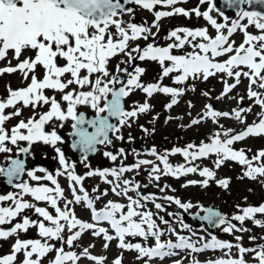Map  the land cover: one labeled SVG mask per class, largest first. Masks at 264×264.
Listing matches in <instances>:
<instances>
[{
	"label": "snow or ice",
	"instance_id": "1",
	"mask_svg": "<svg viewBox=\"0 0 264 264\" xmlns=\"http://www.w3.org/2000/svg\"><path fill=\"white\" fill-rule=\"evenodd\" d=\"M187 0H0V61H7V66H0V76L4 74L19 73L23 80L28 81L26 86L12 89L7 86V98L0 99V153L9 154L13 149L8 145L18 146L19 142H27L29 146L42 142L55 147L62 143L61 136L53 128L46 130L50 122L72 121V133L75 137L73 149H78L87 160L90 153L97 151L98 145H111L112 136L123 140L122 129L131 127L139 114L150 109L147 100L142 104L133 106L130 110L125 108L124 100L136 89L142 90L151 98L154 93H163L171 96V102L166 104L167 109L178 103V97L183 96L187 90L186 82L189 79L208 80L221 74L223 91L216 99L228 96L238 85L242 78H246V94L253 104L259 106V120L248 125L235 135H230L231 129L223 133L217 132L210 137V142L197 146L189 143L185 148L174 147L164 154L158 153L153 147L149 155L155 157L159 164L148 159H139L130 166L123 163L118 168L104 170H89L84 175L75 172L74 165H70L63 151L55 147L60 168L55 175L48 173L44 168L28 170L27 176L36 181L33 186L27 181L13 184L25 173V163L18 158L6 157V163L0 165V176L7 178L9 184L20 191L16 194L0 195V205L10 202V206H0V226L10 225L8 228L0 227V241H8L15 237L11 244L10 253L0 255V264H43L44 258L54 253L50 264H79L81 258H86L92 264H105L106 257L92 255L90 248L94 244L83 247L82 251H66L65 246L71 249L77 245L85 233L93 237L102 238L103 248L108 249L112 241L123 251H133L141 264H149L154 258L164 260L167 257L178 255L177 250H187L189 253H201L205 250H220L223 257L209 260L206 264H248L246 254H253L254 264H264V244L256 247H244L240 243L243 237L235 236L236 243L220 240L215 235L202 246H197L190 237L181 235L172 226L169 220L147 209L151 202L157 210L163 211V206L156 203L154 194H143L141 187L147 184L134 179L124 178V174L139 170L141 166L151 165L148 170L149 181H159L161 176H180L190 173H199L204 179L199 183L207 187L215 172L207 167L199 169L192 162L207 158L214 154L215 168L219 169L225 161H235L246 166L243 175L249 179L264 177V163L253 166V161L264 159V150L257 152L249 159L244 150H234L232 145L249 136L264 135V10H245L244 5H258L264 9V0H223L224 5L235 8L236 18L229 20L223 11L216 7L214 0H199V5L207 4V10L201 11L199 5L190 10L176 7L177 4ZM135 4L144 10L153 12L154 21L151 26L126 22L122 19L125 13L132 14L134 9L125 7ZM171 7V11H154L155 7ZM217 12L224 22H218L211 15ZM203 19L215 30V35L209 34L206 27H176L168 32L166 39L172 40L166 46H158L154 39L159 32V21L162 18L182 15L190 18L192 14ZM249 26L259 30L258 34L250 32ZM155 28L156 32L152 29ZM242 33V42L237 46L233 35ZM152 38L153 42H149ZM144 40L146 44L141 47L133 42ZM191 46V51L184 54H174V49H184ZM11 55L16 61L15 65L8 60ZM124 56L114 67L110 68L111 61L117 56ZM140 61L157 62L161 67L160 80L169 77L175 85H185L184 88L162 86L161 83L141 82V76L146 69L135 67L133 72L122 68L121 64H131L135 59ZM223 58V59H219ZM121 73L128 78L122 80ZM231 78L229 83L224 77ZM59 94L48 95V91ZM195 90V87H192ZM205 96L209 93L205 92ZM231 98V97H230ZM243 96L240 97L242 102ZM86 105L94 110L92 119H86L83 113H78L77 106ZM48 106L47 110L36 114L35 109ZM189 107H192L189 102ZM13 109L6 114V109ZM24 108L34 110L33 115L20 119L10 130L5 128L7 121L14 117H21ZM251 106L217 111L212 105H205V112L200 119H193L191 125H198L201 120L210 118L218 123L219 118H235L244 123V116L252 112ZM111 118L118 120L119 126L110 122ZM60 127L64 124L60 123ZM142 127V126H141ZM91 129V131H89ZM147 132V129H144ZM111 134V135H110ZM223 135V139H221ZM129 139L131 136L129 135ZM28 147H19V153H28ZM181 154L191 166L180 164L173 166L169 163V155ZM113 162L118 156H125L124 149L117 154L105 152ZM160 165L163 167L161 168ZM85 167H88L86 164ZM44 173L40 176L36 173ZM65 176L68 181L71 199L65 196L58 177ZM99 176L104 183L111 185L110 189L100 191L93 188L91 196L83 186L87 177ZM111 177L112 179H109ZM48 181V184L40 183ZM221 187L227 188L228 179L216 181ZM195 180L188 181L183 187L195 185ZM264 183V181H262ZM165 185L160 191L163 192ZM109 191L116 197H123L127 203L108 200L100 209L95 203L106 197ZM135 193V196L129 195ZM24 196H30L34 202H44L48 207L38 206V203L29 202ZM163 199L176 204L185 212L194 206L191 202H182L179 198L165 196ZM61 204L63 207H61ZM82 205L90 210V221L78 218L74 206ZM49 207L54 210L49 211ZM239 208V206H237ZM25 210H33L39 219H31L24 215ZM205 213L200 217L216 226L224 225L223 232L234 234L248 232L244 227L246 220L254 225L264 228V221L256 219L257 214L264 215V203L258 206H247L240 209L242 214H236L229 220L220 212L212 208H201ZM173 216V213H167ZM23 217L20 222H14L17 217ZM238 221L237 227L231 221ZM182 229H190L187 223L177 217ZM106 224L107 227L102 226ZM163 225L164 227H161ZM36 228L38 236L42 239H21L19 233H26ZM67 233V235H66ZM175 237L162 240L166 234ZM196 235L195 232L192 233ZM129 238H142L154 243L145 245L140 242H131ZM251 241L257 237L250 236ZM264 240V236L260 237ZM200 241L204 237H199ZM59 243L61 246L57 247ZM235 248L237 256H232ZM112 264H123V256L118 255ZM173 264H183L180 259ZM192 264H200L194 256Z\"/></svg>",
	"mask_w": 264,
	"mask_h": 264
},
{
	"label": "rangeland",
	"instance_id": "2",
	"mask_svg": "<svg viewBox=\"0 0 264 264\" xmlns=\"http://www.w3.org/2000/svg\"><path fill=\"white\" fill-rule=\"evenodd\" d=\"M219 0H214L215 4H218ZM199 5V0H187L185 3L177 4L176 7H183L186 10H190ZM201 11L207 10V4L199 5ZM134 12L132 14H124L122 19L126 22H130L132 16H135V20L133 23L142 24L151 26L154 21L153 12H149L147 10L142 9L137 5H133ZM171 11V7H162L157 5L154 11ZM214 13V14H213ZM214 18L218 20V22H224L222 18L218 15L217 12H212ZM229 17V20L235 19L236 14H225ZM159 32L157 33L154 43L158 46H166L168 43H172V40L166 39L168 35V30H173L176 27H206L209 29L210 35H215V30L211 28L210 25L203 19V17H196L193 13L190 18L184 17L182 15H174L172 17L162 18L159 21ZM253 34H258L259 30L254 29L253 26H249L248 29ZM153 32H156V29H152ZM242 33H235L233 38L236 45L242 42ZM149 42H153L152 38H150ZM139 44L143 47L146 42L144 40H139L133 42V46L135 44ZM191 46L186 45L184 49H174V54H184L187 51H191ZM126 59L124 56L115 57L111 63L110 68L114 67V65L118 64L121 60ZM223 59V58H219ZM8 60L11 61L13 65H15L16 61L12 59L11 55L8 57ZM135 67H143L146 69L145 73L141 76V82L143 84L148 83H161L162 86L169 87H180L184 88L185 85H175L172 82L171 74L169 77L163 78L160 80L161 76V67L157 62L153 61H140L138 58L134 61ZM133 65L131 64H121L122 68L127 67L130 68ZM0 66H7V61H0ZM134 67V68H135ZM134 71V70H133ZM120 75H123L121 73ZM229 81V83L234 82L231 78L224 77ZM28 81L22 79L21 74H4L0 76V99H6L8 92L7 86H11L12 89H17L20 87L26 86ZM248 81L246 78H242V82L237 86L228 96L222 99H216L217 96L221 94L223 91V82L221 80V74H218L214 77H210L208 80H203V78L199 79H189L186 82L187 90L183 96L178 97V103L174 105L172 108L167 109L165 107L166 104L171 102V96L163 93H154V95L149 98L146 94L140 90L136 89L133 91L129 97L125 98V108L131 109L133 106L137 104H142L146 100L150 104V109L146 113L139 114L138 118L132 123L131 127H124L122 129V134L124 136L123 140L115 139L113 136V142L111 145H105L97 153L94 157L89 158L88 160H84L83 158L77 161L73 157V152L69 147V140L67 138V133L72 130L71 124L72 121L67 122H58L53 121L46 125V130L51 131L53 128L56 129L57 133L62 138V143L58 142L55 147H59L64 155L66 161L70 165H74L75 172L78 175H84L87 171L92 170H104L111 169L113 167L118 168L121 163L125 166H130L137 162L139 159H148L152 160L155 163L159 164V161H156L155 157L151 155H146L143 149L144 146L147 149H152L155 147L160 154H164L165 150L170 151L174 147L185 148L189 143L199 145L201 141L205 143L210 142V137L213 134L220 132L223 133L226 130L231 129L230 135H235L240 131L244 130L248 125L253 124L254 122H258L259 115L261 112L259 106L253 104V101L248 99L246 94V86ZM195 87V90H192V87ZM208 92L209 95L205 96L204 93ZM48 95H55L57 99H59V94L48 91ZM243 96L244 99L242 102L240 101V97ZM231 97V98H230ZM189 102H191L192 107H189ZM212 105L214 110L217 111H231L232 109L246 108L251 106L253 111L247 114L242 113L244 116V123L236 120L235 118H219L218 123H213L210 118H206L201 120V123L198 125H191V121L193 119H200L203 113L205 112V105ZM48 106H41L35 109V113L39 114L46 111ZM13 109H6V114L11 113ZM77 111H85L87 114L95 115L93 109L86 105L77 106ZM34 110L31 108H24L23 115L21 117H14L11 120L7 121L5 124V128L10 130L20 119H26L33 115ZM60 123H63L64 126L60 127ZM142 126V127H141ZM147 129V132L144 131ZM129 135L131 139H129ZM223 135H221V139H223ZM64 140L66 142H64ZM28 145L27 142L21 141L18 146L9 144L8 146L13 149L12 153L2 154L0 153V165L6 163V157L11 156L12 158L19 155L18 152L19 147H24ZM55 147L51 145H45L42 142L34 143L30 146V153L27 158V169L23 177V181H27L33 186L37 184L36 181H32L27 176L28 170H35L38 168H44L48 173L55 175L57 169L60 168L57 153L55 151ZM234 150H244L246 156L251 159L257 152L260 150H264V135L261 136H249L246 137L242 141H236L232 145ZM124 149L125 156H118L117 161L113 162L109 157L105 156V152H112L113 154H117L119 149ZM216 156L214 154L209 155L207 158H201L194 162L192 165L197 166L199 169H203L204 167L209 168L210 170L215 172V176L209 181L207 187L201 186L199 183L204 178L199 175V173H190L187 175L180 176L179 178H175L172 176H161L159 181H149L148 178V170L151 165L141 166L139 170H134L132 172H128L124 174V178L126 179H134L135 181L141 183V185L147 184L148 186L141 187L140 192L146 193L147 191L153 192L156 194V203H160L163 206V211L157 210L154 207V204L149 202L147 203V209L151 210L153 213L157 214V223H159L158 217L163 216L166 220H169L172 223V226L179 232L181 235H185L190 237L194 243H197V246H202L205 241H210L212 232L207 227H201L199 224L193 222V220L189 217V214H194L199 212L202 214L201 208L211 207L222 212L226 218L229 220L233 215L242 214L240 209L247 206H258L261 203H264V177H258L257 179H249L243 175L246 170V166L240 165L235 161H225L224 164L221 165L219 169L215 168L214 161L216 160ZM169 163L173 166L185 164L186 166H191L185 160V158L181 154L169 155L168 157ZM264 163V159L260 161H253V166H258L259 164ZM88 167H85V165ZM162 168L163 166L160 165ZM37 175H44V173L37 172ZM109 179H112L109 177ZM220 179H228L229 185L227 188L221 187L217 184V180ZM59 183L62 188L65 190V196L68 199H71L70 189L68 188V181L65 176L58 177ZM195 180L198 183L195 185H189L187 187H183L188 181ZM40 183L48 184L51 186L48 181H40ZM165 185L169 187L165 188L163 192L160 191L161 188H164ZM83 186L86 191L89 192L91 196L96 195L93 193V188H98L100 191L105 189H110L111 185L106 184L99 176L87 177L83 181ZM20 190L17 188H8L2 181L0 176V195H7L9 193L16 194ZM154 194V195H155ZM129 195L135 196V193H129ZM165 196H173L174 198L181 199L182 202H191L194 206L188 211H184L179 208L176 204L163 199ZM24 199L29 202L32 201L30 196H24ZM108 200L117 201L120 203H127V200L123 197H116L110 191L108 196L102 197L101 200L95 203V207L100 209L107 203ZM38 203V206L48 207L44 202H34ZM0 206H10V202H3ZM239 206V208L237 207ZM61 207L63 205L61 204ZM75 213L78 218L82 220L90 221V210H87L82 205L74 206ZM49 211L53 212L49 207ZM167 213H173V216L167 215ZM24 215L29 216L31 219H39V217L34 213L33 210H25ZM177 217L181 218L184 223H187L190 226L191 230L182 229L180 224L177 222ZM21 217H17L14 222H20L22 220ZM256 219H260L264 221V215L257 214ZM233 224H236L237 227L240 226L238 221H231ZM107 227L106 224L102 225ZM4 228L10 227V225L0 226ZM161 227H164L161 225ZM224 225H220L216 231L215 236L220 240H227L232 243H236L235 236L240 235L243 237L240 243L244 247H256L258 244H264V240L260 239V237L264 236V228L257 227L253 224L252 221L246 220L244 222V227L250 229L248 232H237L234 234H229L223 232ZM195 232L196 235L193 236L192 233ZM67 235V233H66ZM204 237L203 241L199 240V237ZM250 236H255L257 239L255 241H251L249 239ZM19 238L21 239H42L38 236V232L36 228H31L26 233H19ZM14 238L9 239L8 241H0V255H7L10 253V246L14 242ZM131 242H140L145 245H149L154 243V240L143 241L142 238H129ZM172 239L175 241V237L166 233L162 240ZM103 239L93 237L90 232L85 233L81 240L77 242V245L74 248H67L65 246V250L68 251H76L77 253L81 252L83 247L88 246L89 244H94V248H90V252L92 255L104 256L106 257L105 264H112V261L118 256H123V264H141L140 261L136 259V253L133 251H123L117 247V242L112 241L110 247L106 250L103 248ZM57 247L61 245L59 243L56 244ZM178 255L174 257H167L164 260H160L159 258H154L149 262V264H173L174 260L180 259L183 261V264H192L193 256L200 261V264H206L209 260H215L217 258L223 257L224 253L220 250H205L201 253H189L187 250H177ZM232 256H237V251L235 248L232 249ZM54 258V253L49 254L48 257L44 258L43 264H50V261ZM245 258L248 260V264H254L253 254H246ZM79 264H92L91 261H88L86 258H81Z\"/></svg>",
	"mask_w": 264,
	"mask_h": 264
},
{
	"label": "water",
	"instance_id": "3",
	"mask_svg": "<svg viewBox=\"0 0 264 264\" xmlns=\"http://www.w3.org/2000/svg\"><path fill=\"white\" fill-rule=\"evenodd\" d=\"M121 3H123V0H121ZM132 5H133V4H129V5H126L125 7H131V8H133ZM243 7H245V10H257V11L264 10V9L261 8V6H258V5H252V6L244 5ZM217 8L220 9L221 11H223V12L226 13V14H236V10H237V9H235V8H229V7H227L226 5H224L223 0H219L218 5H217ZM125 14H126V13H125ZM133 20H134V17L132 18V20H131L130 22H133ZM134 67H135V64H133V66H131L130 68H128V71H129V72H133ZM121 78H122V80H124V81H126V79H127L126 76H121ZM79 113H83V114L85 115V118H86V119H92V118L94 117V116H91V115H87V114H86L85 112H83V111H80ZM110 122L113 123V124H116L117 126H119L118 120H117L116 118H111V119H110ZM72 131H73V130H72ZM72 131H71V133H72ZM89 131H91V129H89ZM71 133L68 134V138H69V141H70V149H71L72 152H73V157H74L77 161H79V160H81L82 158H84V154L81 153L78 149H73V148H72V143H73V141L75 140V137L72 136ZM110 135H111V134H110ZM100 146H103V145H98V146H97V151L94 152V153H90V154L88 155V158H87V159H89V158H91V157H94V156L97 154V152H98ZM26 147H28L29 150H30V147H29V146H26ZM28 153H29V151H28ZM28 153H21V156H17V157H15V158H18V159H21V160L24 161V163H25V169H26V167H27V162H26V160H27ZM23 176H24V173L21 175V177H20L19 179H15V180L13 181V184L20 183V182L22 181V179H23ZM1 177H2V182H3L7 187H9V188L14 187L13 184H9V183L7 182V178H6V177H4V176H1ZM207 208H209V207H207ZM212 209H213V208H212ZM213 210L220 212L219 210H216V209H213ZM220 213H221L223 216H225L222 212H220ZM204 215H205L204 212H203V214H200L199 212H196V213H194V214H191L190 217L192 218V220H193L195 223H200L201 227H206V226H207V227L212 231V235H214L216 229H217L219 226H216V225L213 224V223H209V222L206 221V220H202V219H200V217H202V216H204Z\"/></svg>",
	"mask_w": 264,
	"mask_h": 264
},
{
	"label": "flooded vegetation",
	"instance_id": "4",
	"mask_svg": "<svg viewBox=\"0 0 264 264\" xmlns=\"http://www.w3.org/2000/svg\"><path fill=\"white\" fill-rule=\"evenodd\" d=\"M160 11H162V10H160ZM134 22V21H133ZM170 31V29L167 31V32H169ZM68 134V133H67ZM64 142H66L65 140H64Z\"/></svg>",
	"mask_w": 264,
	"mask_h": 264
},
{
	"label": "bare ground",
	"instance_id": "5",
	"mask_svg": "<svg viewBox=\"0 0 264 264\" xmlns=\"http://www.w3.org/2000/svg\"><path fill=\"white\" fill-rule=\"evenodd\" d=\"M214 14V13H213Z\"/></svg>",
	"mask_w": 264,
	"mask_h": 264
}]
</instances>
